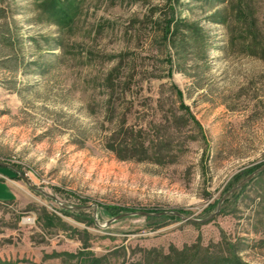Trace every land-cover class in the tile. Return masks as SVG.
<instances>
[{"label": "rangeland", "instance_id": "374dc122", "mask_svg": "<svg viewBox=\"0 0 264 264\" xmlns=\"http://www.w3.org/2000/svg\"><path fill=\"white\" fill-rule=\"evenodd\" d=\"M59 4L0 0V264H264V0Z\"/></svg>", "mask_w": 264, "mask_h": 264}, {"label": "water", "instance_id": "95a60500", "mask_svg": "<svg viewBox=\"0 0 264 264\" xmlns=\"http://www.w3.org/2000/svg\"><path fill=\"white\" fill-rule=\"evenodd\" d=\"M263 168H264V166L260 167V168H259L258 170H256L255 172H258V171H260V170L263 169ZM255 172H254V173H255ZM254 173H252V174H254ZM252 174H251V175H252ZM251 175H249L248 177H246V178H245L243 181H241L237 186H235V187L232 188L230 191H228V192H227V193H226V194H225V195L219 200L218 205H217V210H216L215 212H218V210L220 209V206H221V203H222L223 199H224L229 193L233 192V191L236 190L238 187H240L241 185H243V183H244L248 178H250ZM32 188L35 189L34 187H32ZM39 191L43 193V191H42L41 189H39ZM50 197H52V196H50ZM215 212H214L212 215H210V218L215 214ZM163 213H164V212H160V213L152 214V213H147V212H143V211H141V212H127V213H121V214L116 215V216L112 217L111 219L107 220V221L105 222V224L111 223V222L115 221L116 219H118V218H120V217L129 216V215L139 214V215H144V216H151V215H161V214H163ZM172 213H173L174 215L180 217V218L183 219V220H193V221H197V220H194V219H191V218H188V217H184L183 215H181L180 213H178V212H176V211H173Z\"/></svg>", "mask_w": 264, "mask_h": 264}, {"label": "trees", "instance_id": "16d2710c", "mask_svg": "<svg viewBox=\"0 0 264 264\" xmlns=\"http://www.w3.org/2000/svg\"><path fill=\"white\" fill-rule=\"evenodd\" d=\"M59 1L60 0H43V2H45L44 8H46V10H54L53 14L60 12V10L58 9L60 6ZM61 14L63 15L62 11Z\"/></svg>", "mask_w": 264, "mask_h": 264}]
</instances>
